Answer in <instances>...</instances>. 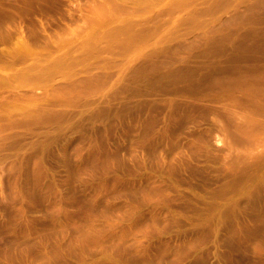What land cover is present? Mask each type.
<instances>
[{"label": "rangeland", "instance_id": "rangeland-1", "mask_svg": "<svg viewBox=\"0 0 264 264\" xmlns=\"http://www.w3.org/2000/svg\"><path fill=\"white\" fill-rule=\"evenodd\" d=\"M0 264H264V0H0Z\"/></svg>", "mask_w": 264, "mask_h": 264}]
</instances>
